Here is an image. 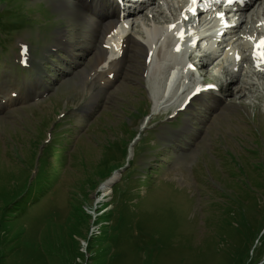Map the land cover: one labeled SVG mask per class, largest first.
<instances>
[{
  "label": "rangeland",
  "instance_id": "obj_1",
  "mask_svg": "<svg viewBox=\"0 0 264 264\" xmlns=\"http://www.w3.org/2000/svg\"><path fill=\"white\" fill-rule=\"evenodd\" d=\"M56 1L0 0V264H262L264 69L243 40L264 25V3L234 13L240 26L200 69H177L171 92L170 66L151 76L150 51L127 63L120 84L94 83L92 103L80 80L90 55L74 50L78 65L55 46L60 32L83 41L86 27ZM185 1L140 3L126 33L147 48L151 20L141 14L162 26ZM210 14L195 31L209 32ZM231 46L246 56L235 69L224 54ZM210 48L183 58L195 64ZM196 87L207 92L184 109Z\"/></svg>",
  "mask_w": 264,
  "mask_h": 264
},
{
  "label": "bare ground",
  "instance_id": "obj_2",
  "mask_svg": "<svg viewBox=\"0 0 264 264\" xmlns=\"http://www.w3.org/2000/svg\"><path fill=\"white\" fill-rule=\"evenodd\" d=\"M124 0H58L56 1V4L58 8L66 9L68 13L72 12L74 15V19H78L81 22V25H84L86 27L85 30V38L81 42H76V44L69 43L67 40V36L60 32L56 37V47H62L69 51V54L73 56V59L77 62H79L76 59H82V56L79 53L74 54V50L82 51L83 53L88 52V55H90V58L88 59V67L83 68L80 71V80L82 85L88 86V92L89 97L87 101H90L92 103H95L96 101V95H97V87L94 85V83H98L99 87L102 89H109L113 87L115 84H120V79L124 78V75H126V66L127 63L133 62L135 63L136 58H143L144 62H146L147 57L150 55V50H152V58L151 61H153V65L151 67L152 75L155 73L160 74L162 69L164 68V65L166 61L169 60H177L183 56V53H176L172 50V47L170 46L172 42V36L170 34L174 33L175 30H177L181 22L180 20L183 19L184 21H188L191 23L197 19L199 14L203 12L201 9H190V4L188 3L189 0L185 1V4H183L180 7V10L177 14V16L173 19L172 22L176 20V18L181 15L182 18H180L179 22L175 24V27L171 28L169 27L170 21L168 23H165V25L162 26H156L155 21L157 19V16H155L153 13L147 14H141L144 19H150V27H146V38L149 43L148 47L145 48L142 46L138 41H136L134 38H132L129 34L126 33V24L127 20L129 19V16L134 14L137 15L140 13L139 7L135 11V6L131 8L125 9L126 11L130 12L128 14L127 19L123 20L122 17V10L121 4ZM155 0H150V4L154 2ZM256 0H251L249 2H244L242 4V8L240 9H231V11L228 12V14L231 13L229 16L228 14H225L224 18L227 17V21H234V25L228 27V30L234 29L236 26H240V23H238V20L234 19V13L240 11L238 15L242 14V11H245L246 8ZM264 3V0L262 1ZM260 2V3H261ZM259 3V4H260ZM191 4H195V2H191ZM216 8V7H215ZM222 9H212V15L211 17H205L204 22L208 20L209 21H215L219 20L220 24L218 26H221V24L227 23L225 20H221V18H215L216 13L213 11H221ZM133 11V12H132ZM258 12V11H257ZM256 13V12H255ZM187 17V20H186ZM160 21V22H164ZM199 21V20H198ZM197 21V23H198ZM223 21V22H222ZM239 24V25H238ZM73 26V25H72ZM213 27V26H212ZM76 28V27H75ZM75 28L72 30V34L75 32ZM209 28V27H208ZM259 29V30H258ZM261 29V30H260ZM207 30V29H204ZM256 34L252 35L251 38H246L243 40V44L250 46V54L247 56L248 60L252 62L259 63V67H263L264 69V61H262L261 53H264V48H259L255 46V41L258 38H261L262 35H264V25L260 28L258 27L256 29ZM213 29L210 27L209 32H211ZM198 35H195L196 39H203L206 38L205 35L209 33L208 31H201L197 29ZM164 35L161 47L158 51H156V48L154 46V39L158 35ZM211 36L207 37L208 41H204L207 44L215 45L216 44V38H212L210 41ZM200 44V43H199ZM191 42H188V47H191ZM54 46V45H53ZM200 46V45H198ZM238 48V47H237ZM237 48H227L225 50V56H227L228 60H230V65L232 66V69H235L238 67V63H242L243 59H246V56H242V52H240V49ZM193 49V50H192ZM189 49L191 52L194 51V48ZM253 49V51L251 50ZM217 50L213 49L209 52V54L196 56L198 58L197 62H195V67H198L197 63L200 62V66H203V64L213 58V56L216 54ZM82 54V53H81ZM240 56L239 58H236V56ZM184 57V56H183ZM264 60V59H263ZM187 61L190 63V60H185L182 62V66L178 64V62L175 61V63L180 66L177 67L178 72L184 71L188 73L190 68L187 67ZM173 64V63H172ZM172 64H168L170 68L172 67ZM78 65H81V62H79ZM125 70V73L123 72ZM256 70L261 71L259 68H256ZM198 71V69H197ZM180 73V72H179ZM210 80L211 78L208 77ZM159 83L156 85L153 84L152 88L154 91V94H156L159 90ZM164 90L167 88L168 92H171L173 88L172 86H169V83L166 84L164 82L163 84ZM199 89V91H197ZM207 92L204 89H201L199 87L194 88L193 90L189 91L187 94H185V99H187L182 107L185 109L187 107L192 108V103L195 100H202V95ZM190 93V94H189ZM189 94V97L187 98V95ZM168 95V94H167ZM10 98H2V103H8ZM153 107L157 108L158 103L157 101H154ZM210 106L212 108H220V111L224 108V105L221 104L220 101H218V98H213L211 101ZM115 178H117V173H113L110 176H107L102 182H101V190L103 191L102 195H105L107 191L110 190V186L108 185L110 182H112Z\"/></svg>",
  "mask_w": 264,
  "mask_h": 264
},
{
  "label": "snow or ice",
  "instance_id": "obj_3",
  "mask_svg": "<svg viewBox=\"0 0 264 264\" xmlns=\"http://www.w3.org/2000/svg\"><path fill=\"white\" fill-rule=\"evenodd\" d=\"M193 2H194V0H193ZM170 27H175V26L173 25V26H170ZM178 35H182V33H178ZM257 47H259V48H264V37H262V38L260 39V41L258 42ZM177 50H179V48H177ZM26 51H27L26 48L23 49V50H22V55H23L24 52H26ZM260 55H261L262 59H264V53H261ZM21 62H22V63H25L26 61H23V60H22ZM190 67H191V65H190ZM197 91H199V89H198Z\"/></svg>",
  "mask_w": 264,
  "mask_h": 264
},
{
  "label": "trees",
  "instance_id": "obj_4",
  "mask_svg": "<svg viewBox=\"0 0 264 264\" xmlns=\"http://www.w3.org/2000/svg\"><path fill=\"white\" fill-rule=\"evenodd\" d=\"M83 253H80V255H82ZM88 260H90V259H88ZM262 264H264V262L262 263Z\"/></svg>",
  "mask_w": 264,
  "mask_h": 264
}]
</instances>
